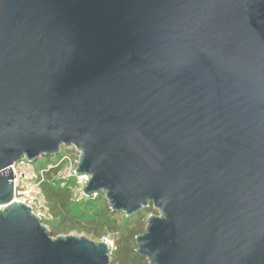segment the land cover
I'll return each instance as SVG.
<instances>
[{
  "label": "water",
  "instance_id": "1",
  "mask_svg": "<svg viewBox=\"0 0 264 264\" xmlns=\"http://www.w3.org/2000/svg\"><path fill=\"white\" fill-rule=\"evenodd\" d=\"M80 153L148 264H264V0H0V264H112L14 201Z\"/></svg>",
  "mask_w": 264,
  "mask_h": 264
},
{
  "label": "trees",
  "instance_id": "2",
  "mask_svg": "<svg viewBox=\"0 0 264 264\" xmlns=\"http://www.w3.org/2000/svg\"><path fill=\"white\" fill-rule=\"evenodd\" d=\"M57 174L58 170L47 172L43 183V191L53 216L49 221L52 223L50 231L53 237L61 233L80 231L99 241L103 235L117 234L116 247L111 252L112 264H148L147 259L137 253L136 238L145 233L150 215H158L153 207L135 215L137 219L126 226H120L116 218L119 213L113 212L109 205L90 217L82 218L83 216L76 214L71 189L69 186L62 187Z\"/></svg>",
  "mask_w": 264,
  "mask_h": 264
},
{
  "label": "built area",
  "instance_id": "3",
  "mask_svg": "<svg viewBox=\"0 0 264 264\" xmlns=\"http://www.w3.org/2000/svg\"><path fill=\"white\" fill-rule=\"evenodd\" d=\"M67 150L73 151L72 156L69 155ZM55 158L56 160L52 164L43 168H38L34 163L26 160L11 167L13 175H16V178H14V201L30 207L33 213L41 218L46 225L53 219L43 191V183L47 172L58 170V177L63 173L62 187H67L68 181L74 183L69 186L73 194V202L91 198L84 193L89 176L76 173L80 163L79 151L74 147H64L60 155ZM62 168H64V171H61ZM99 195L96 193L92 197L95 198ZM99 242L107 244L111 252L115 250V241L110 236L103 235Z\"/></svg>",
  "mask_w": 264,
  "mask_h": 264
},
{
  "label": "rangeland",
  "instance_id": "4",
  "mask_svg": "<svg viewBox=\"0 0 264 264\" xmlns=\"http://www.w3.org/2000/svg\"><path fill=\"white\" fill-rule=\"evenodd\" d=\"M67 152L69 153L70 156H72L73 151H69L67 150ZM56 157V156H55ZM55 157H42L40 158L37 162H35L34 164L38 167V168H43L48 166L49 164H52L56 158ZM61 171H64V168H62ZM59 172V171H58ZM58 180L62 183L63 182V173L61 175H57ZM70 181L67 182V186H70ZM74 207H76V214L78 216H83L82 218H87L90 217L92 214H94L95 212H100L102 211L106 205H108V201L105 198V196L99 195L98 197H91L89 199H81L80 201H76L74 202ZM117 220L119 221L120 226H126V225H130L132 224V222H134L137 218L135 216L132 217H127L124 214H118L117 215ZM48 228L51 229L52 228V223L50 224V222L47 224ZM76 236V237H86L95 241H98L97 238L90 236L88 234H86L85 232H80V231H70L68 233H61L58 236H54V238L57 237H66V236ZM110 236L116 244V240L118 235L117 234H110L108 235Z\"/></svg>",
  "mask_w": 264,
  "mask_h": 264
}]
</instances>
